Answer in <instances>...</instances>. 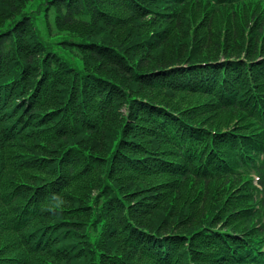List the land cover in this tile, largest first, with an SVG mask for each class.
<instances>
[{"label":"trees","instance_id":"trees-1","mask_svg":"<svg viewBox=\"0 0 264 264\" xmlns=\"http://www.w3.org/2000/svg\"><path fill=\"white\" fill-rule=\"evenodd\" d=\"M28 1L0 0V264H264V0H47L81 69Z\"/></svg>","mask_w":264,"mask_h":264},{"label":"rangeland","instance_id":"rangeland-1","mask_svg":"<svg viewBox=\"0 0 264 264\" xmlns=\"http://www.w3.org/2000/svg\"><path fill=\"white\" fill-rule=\"evenodd\" d=\"M255 1H250L248 4L249 8L251 5H253ZM261 6H264L261 4ZM229 10L234 9V11H237L238 13L246 10V15H249L251 10L248 8L246 4L244 6L242 4L235 5L229 7ZM21 13L27 14L31 18V28L34 32V34L39 37V39L45 44V46L62 56L65 60H67L70 65L73 67H76L78 69L82 68V62H81V52H79L76 48L68 47L69 43L66 41L68 39L73 38L76 40L75 36L69 31L66 30H59L55 26V12L54 9L50 8L47 4V0H29L25 6L23 7ZM9 18V17H8ZM16 17L11 18V20H14ZM2 19L0 20V27H10V20ZM71 142V141H70ZM98 143L96 140L93 141V147L95 148V145ZM104 175V173H103ZM105 179L107 177L105 176ZM107 180H103V182H106ZM99 226H95L94 224H89L86 228V234L90 237L91 240H93L92 234L97 232ZM100 232V228H99ZM98 232V235H99ZM102 248V247H101ZM99 248L95 249L98 250ZM146 264V263H142Z\"/></svg>","mask_w":264,"mask_h":264},{"label":"clouds","instance_id":"clouds-1","mask_svg":"<svg viewBox=\"0 0 264 264\" xmlns=\"http://www.w3.org/2000/svg\"><path fill=\"white\" fill-rule=\"evenodd\" d=\"M42 210H47V211H49V212H52V211H54V209H53V208H51V207H49V208H47V209H42Z\"/></svg>","mask_w":264,"mask_h":264}]
</instances>
